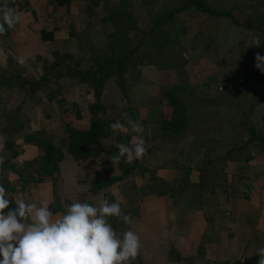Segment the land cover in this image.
<instances>
[{"label":"rangeland","instance_id":"rangeland-1","mask_svg":"<svg viewBox=\"0 0 264 264\" xmlns=\"http://www.w3.org/2000/svg\"><path fill=\"white\" fill-rule=\"evenodd\" d=\"M12 1L15 2V5L11 6L14 12L22 9H28V3L35 2V0ZM47 1L44 0L45 3H47ZM144 1L145 0H141L140 2L138 0H100V6L88 8L87 0H77L78 3L74 5V10L75 12L77 11V13L74 12V14H72L73 17L67 22H60L64 25L59 24L62 29L61 31L63 32L62 41L55 42L54 35L53 39L45 41L47 44L50 43L48 45L51 47L48 50H44V55L29 59L28 57L32 54L29 56L30 52H24L23 46H16V39L13 40L10 36V38L4 42L6 47H13L11 49L17 51L20 56L25 57V62L21 64L18 61V57L20 56L16 55L15 57L7 53V61L5 58V62H9L7 66L9 67V70L11 69V71L0 70V73H16L21 77L34 81H40L45 78L54 79V71L56 68L44 63V60L53 61L51 54H54L55 52H59L62 55L75 53V56H81L82 52L80 53V50L90 48L91 45L95 46L97 49H101L113 32V24L106 19L109 13L105 9L108 2L109 4L110 2H112V4H117L118 2L120 8L117 10L119 12L123 11L126 13H133L137 16V18L141 19V21L144 20L146 23L151 22L152 20L151 16L148 14L151 9H154V12H156L165 7H173L177 3L175 0H146L147 4L146 6H143L142 3L144 4ZM36 2H38V0H36ZM40 2L41 4L44 3L43 1ZM218 4L220 7L225 9H236L235 11L239 20H251L254 24H256L259 20L260 14L264 13L263 7L260 5V0H218ZM190 9L194 10L193 7ZM44 10L43 15L38 17L36 22H34L33 19V24L30 28L32 33L37 34L31 35L26 32V35H28L27 37L25 34H22L26 40H19L22 45H25L24 47L27 51L32 50L30 45H32V48L36 45L37 51H43L42 48L38 50L40 47H38L33 41V38L36 37L42 45L45 44L40 41L41 34L39 31L41 29H45L46 32L55 34L56 29L54 24L57 19H50L53 16L50 18L48 17L49 12L52 10L50 8V4L47 3ZM195 11L191 13L194 15H198V13H200L196 9ZM179 14L180 13H178L177 16ZM28 19L31 18L28 16ZM178 19L174 18L168 23L167 32L174 45L176 43L177 49L179 47L182 58L179 60L176 59L175 56L173 58L170 55L166 57V63L170 69L166 72L164 71L166 73L165 76L161 74V77H158V82H155L156 86L151 84L148 86L147 84L140 82L141 79L139 78L140 75L138 70L147 65L141 67L129 66L127 68V75L125 79V83L129 89H121L117 85L119 89L117 90L115 96L111 95V84H115V80L110 79L107 81L102 89V98L100 102L101 104L103 103L107 105V114L115 117L118 114L117 111L119 110V107L123 106L119 104L124 103L127 99V95L130 98V96H132L131 88L133 86H137L139 88L137 94H145L147 99L150 98L149 101L147 99L144 101L147 102V106L143 110L144 113H146L145 111L147 110V117L145 120L152 122L153 117H158L161 114L169 116L170 107L166 104V100L161 92V89H158H164V87L175 85L182 86L185 90L181 99L185 101L189 117H198L196 121L197 128L195 130H197L201 135L198 136V138L208 152L210 151V145L206 144V141L208 140L212 139L218 143L213 147H215L217 152H219L222 148L224 150L223 146L239 145V143L244 142L249 138L245 134V128L239 124V122L242 124H245V122L241 121L243 120L241 117L242 113L238 114V111H244V113L248 115L249 122L254 127L255 131L261 134V130L264 131V103L259 104L258 100L263 98V92L260 94L254 90L257 88H264V73H261L255 68V55L256 53L264 55V49H259V51H257L258 47L248 46L245 42L249 41L254 36L257 37V34L255 35L252 30L231 23L230 20L223 19L224 31L220 36L212 38L210 35H205L200 32L197 33L196 26L198 28L199 24L194 25V20L186 19V21L189 22L186 27L185 25H182V23H176ZM9 30L10 29H8V32ZM188 38L192 39L191 43H193V45L190 46L185 41L188 40ZM167 46L168 44L161 41L156 43V46L150 49L154 52H157L158 50L160 53L165 52L167 54L174 55L176 49L172 48V52L168 50ZM67 47H74V49L72 52H66L64 50H66ZM201 48H203L202 51ZM93 56H96V54H88L86 58L91 59ZM181 60H183V62H181ZM88 64L92 63L87 62L85 65ZM48 65L51 66L53 70L49 69ZM74 82L75 81L73 80L68 81L65 79V81H61L63 86L60 90H56L53 85H49L33 97L28 95L23 96L19 87H16L11 91L3 86H0V114L3 111L5 112L6 110H10L12 113H3L4 116L2 115L3 117H7L8 115H12L15 112L14 110L20 112L18 114L20 117H16L15 119L12 118L14 120L10 124V131L12 130L10 138L18 140L19 135H21L25 129H28L29 133L40 129L42 130V133L47 136L46 133L50 132L53 128L52 134L55 136L59 132H63L66 124L68 123H71L73 127H82L85 123H82L81 125L77 120L78 116L75 112V106H78V104L75 102L76 99H78L83 102L82 106L84 108H86V105L89 107L87 99L89 96L86 94V90H88L89 87L86 84H80L82 87H87H84L85 90L84 88L80 90L79 98H76V94L78 92H71V89L74 88L71 85ZM52 91H60L56 99V102L59 105L58 107H53L55 112L57 111L56 113H51L48 110V104V111H45V107L42 105L43 100L46 101V96ZM93 96L94 95L90 96L92 101L94 98ZM152 98H154L155 104H151L152 102L150 100H152ZM227 103L231 106H227ZM41 105L44 109L39 110L36 108H39ZM124 106L126 107L122 111L121 116H124L126 119H133V116L129 111L132 110L131 112L134 114L133 110L135 111V107L127 105ZM148 112L152 113L149 115ZM133 120L137 122V117ZM219 121H222L221 123H223L221 125L224 130V134L231 135L229 144H222L220 141L222 140V137L218 135L215 127V122L219 123ZM55 123L56 126H58L56 129L54 127ZM151 125L152 124H148L143 127L145 130L151 131ZM123 130L125 132H129L131 129L126 123ZM52 134L49 137L52 138ZM149 136L151 137L150 132ZM56 138L58 139V137H54L52 142L58 144L59 140H56ZM149 138L145 140V146L148 148L152 144L155 148L146 149V152L139 161L142 166L148 170L144 173L148 177V184L146 186H152L156 191L165 190V185L162 182L160 183V180L158 181V171L162 178H165L161 179L165 180L164 182H170V180L173 182V180L175 181L182 177H187V179L189 178L194 182L198 180L200 173L197 170L200 167L201 160L207 154L205 149L195 147L194 144H190V142L183 138V136L178 135L176 138L171 137L173 138L171 139L173 142L171 140H167L168 138L166 136L158 139V143H155L154 140L151 139L152 137L150 138L151 140H149ZM6 140V133L3 130H0V146H4ZM12 141L14 142V140ZM261 151L264 154V144L261 147ZM21 155V158H23L24 161H27L29 159L32 160L34 157H36V159L39 158L40 152L38 154H30L29 152L24 154L22 152ZM163 166L164 170L162 168ZM163 171H165V174ZM135 172H138L137 169L131 172V174ZM130 175L124 180L127 182L129 187L132 186L131 188L135 189L133 181L129 180ZM238 180L240 181V179ZM139 182L140 181L137 180L135 183ZM225 185L226 184H222V187ZM143 188H145V186ZM143 190L142 188L140 189V191ZM173 196L175 201H179L180 198H182L180 195H177V193Z\"/></svg>","mask_w":264,"mask_h":264},{"label":"crops","instance_id":"crops-1","mask_svg":"<svg viewBox=\"0 0 264 264\" xmlns=\"http://www.w3.org/2000/svg\"><path fill=\"white\" fill-rule=\"evenodd\" d=\"M40 1L44 2V0H38V2L35 0L34 3H28V9H17L18 11H15V13L20 17L19 23L11 28L9 32L7 31L8 35L6 37L0 35L1 71H11L7 66L9 62H5L7 53L15 57L16 55L20 56L17 51L11 49L13 47H6L4 42L10 36L11 39H16V46L19 47L21 45L24 52H30L29 56L32 54L28 57L29 59L42 56L45 49H50L51 46L48 45L50 43L47 44L40 38V41L46 44L42 45L34 36L31 37H34V43L40 47L38 50L42 48L43 51H37L36 45L33 48L30 45L32 50L27 51L24 47L25 45H22L19 41L26 40L22 36V34H25L27 37L26 32L31 35L37 34L32 33L30 28L33 24V19L36 22L38 17L43 15L47 3L50 4L52 9L48 17L53 16L50 19H57L54 24L56 31L55 34L53 33L55 42L62 41L63 32L59 24L64 25L60 22H67L73 17L72 14L75 12L74 5L78 3L77 0L71 1L68 11L64 7L55 8L53 0H46L47 3L44 2L43 4ZM138 1L140 2L141 0ZM194 11L195 9H187L178 16L176 15L175 19L180 17L176 23H182V25L186 26L189 24L186 19L194 20V25L199 24L198 28L196 26L197 33L210 35L212 38L222 34L224 31L223 19L203 13L194 15L191 13ZM28 16L31 19H28ZM42 30L45 29H41L39 32ZM185 41L188 45H193L191 43L192 39L188 38ZM73 49L74 47H67L64 51L72 52ZM202 50L203 48H201ZM138 71L140 82L148 86L150 84L155 85V82H158V77H161L162 74L154 66H144ZM111 85V95L115 96L119 87L116 83ZM84 87L82 85L74 87L71 92H78L76 98H79V91ZM138 90L137 86L131 88L132 96L129 98L127 95L124 103L119 104L123 106L119 107L115 118L122 121L125 119L124 116H121L122 111L126 107L124 105L134 106L138 116L137 123L140 127L138 131L130 130L129 133L133 137L142 135L146 140L150 137V131L145 130L143 127L147 117V110L145 111L146 113L143 111L147 106V102H144L147 98L145 94H137ZM86 91L89 96L87 98L89 106L92 93L89 89ZM80 102V100L76 99L75 103L78 104L80 110L77 120L81 125L85 123L82 127H87L89 126L91 115L87 105L84 108L82 106L83 102L81 104ZM42 105L45 107V111L49 110L51 113H56L57 111L55 112L53 107H58L59 104L56 101L48 103V101L43 100ZM42 105L39 108L34 107L42 110L44 109ZM110 107L113 108L112 106ZM14 111L17 115L16 117H20L18 116L20 112ZM3 113L10 114L12 112L10 110L1 112L0 121L6 118V116L3 117ZM54 125L55 129L56 127L58 128L56 123ZM38 131L42 132L40 129ZM25 132H28V129L23 131V133ZM48 133H46L47 136H51L53 128ZM59 133L55 136L52 134V138H61L64 131ZM22 134L19 135L18 140L13 139L15 142L14 149L18 153L15 169L13 171H5L2 173V178L0 177V184L8 185L11 190L8 192L9 198L12 197L13 201L23 198L37 203L46 202L54 214L62 213L67 204L76 201L96 205L103 199H108L110 202H119L122 212L130 215L131 223L126 224L122 219L116 217H109V222L119 235L122 236L124 231L131 230L139 237L140 247L138 255L131 260L130 264H249L257 256V250L264 247V154L261 151V147L255 145V143H250L247 146L246 154L248 160L227 162L225 171L229 175L227 178L229 180H227L225 186H221L211 192L207 191L191 202L180 197L179 201H175L174 196L171 197L169 194L148 193L145 189L143 190V187L148 184V177L146 174L138 172L131 174L129 177V180L133 181L135 189H132V186L129 187L127 182L123 180L113 183L99 193L93 194L91 188L95 183L96 173L105 167L103 166V158H97L90 163L77 162L66 152H64V159L59 163V174L54 177V182L44 180L39 183L32 182L29 185H25L21 175L24 171V165L35 160L36 157L32 158V160L24 161L21 158V154L22 152L24 154L26 152L38 154L39 151L27 146L22 140ZM259 135L263 137L264 131L261 130ZM150 138L149 140H151ZM58 139L56 138V140ZM148 148L154 149L155 146L151 144ZM148 148L146 146V149ZM5 150V145L0 146V154L5 153ZM162 168L164 170V166ZM163 172L165 174V171ZM157 175L159 178L165 179L162 178L159 171ZM137 180L140 182L135 183ZM141 188L143 191H140Z\"/></svg>","mask_w":264,"mask_h":264},{"label":"trees","instance_id":"trees-1","mask_svg":"<svg viewBox=\"0 0 264 264\" xmlns=\"http://www.w3.org/2000/svg\"><path fill=\"white\" fill-rule=\"evenodd\" d=\"M72 0H53L55 8H62L66 11L69 10ZM177 3L173 7H165L154 12V9L149 11L151 16V22L146 23L144 20L137 18L133 13L119 12V3L112 4L108 2L106 11L108 13L107 21L109 20L113 24V32L109 36L106 44L97 49L91 45L90 48L80 50L81 56H75L68 53L65 55L55 52L51 54L53 61L44 60L45 64H49L56 68L54 71V79H41L40 81L29 80L19 76L16 73L7 72L5 74L0 73V86L6 89L13 90L19 87L23 96H34L37 93L43 91V89L49 85H53L56 90H60L63 86L61 81H75L71 86L76 87L80 84H86L89 87L93 97V101L89 103L88 110L91 115L89 126L87 127H73L71 123L66 124L63 137L59 138V143H53V138L45 136L42 132H25L22 134V140L27 146H31L40 152L39 158L27 162L24 165V171L21 173L25 185H29L34 182L55 181L54 177L59 174V163L64 159V152L70 155L77 162H90L97 158H103L104 169L98 171L95 176V183L93 184L91 191L93 194L99 193L104 188L109 187L115 182L123 181L137 169L140 174H144L148 170L142 166L140 159H133L128 162L126 157L118 156V143L131 144L133 135L129 132L122 130L120 133H113L110 128V124L115 123L117 120L114 116L107 114V105L101 104L102 89L107 81L114 79L115 83L121 89H129L125 83L127 68L129 66L141 67L144 65L154 66L159 69L162 75L165 76V72L169 70V66L166 63V57L168 55L176 59H181V51L174 45L167 32L168 23L178 14L186 11L187 9L194 8L200 13L230 20L231 23L247 28L254 31L255 35L261 40H264V13L260 14V18L256 24L251 20L241 21L238 19L236 9H225L220 7L218 0H175ZM4 0H0V4H3ZM142 3V2H141ZM9 7L15 5L12 0H7ZM146 0L143 6H146ZM112 5V6H111ZM260 5L264 10V0H260ZM100 6V0H87L88 8H95ZM262 15V16H261ZM8 31V30H7ZM7 31L0 34L6 37ZM41 39L43 41L53 39V34L42 30L40 32ZM164 41L168 44V50L172 51L175 48L174 55L167 54L165 52L160 53L152 51L151 49L156 46V43ZM178 46V45H177ZM151 48V49H150ZM259 49H264V44ZM97 52V53H95ZM173 52V51H172ZM88 54H96L91 59L86 58ZM87 62L92 64L85 65ZM183 62V60H181ZM48 65L49 69L53 68ZM165 71V72H164ZM125 83V84H124ZM165 97L166 104L170 107V114L166 116L161 114L155 118L152 122L145 120V125H151V139L155 143H158V139L166 136L171 140L178 136H183L190 144H194L195 147L205 149L202 142L198 138L201 136L197 130V118H190L187 112L185 101L181 99V96L185 92L182 86L170 85L167 87L159 88ZM163 90V91H162ZM260 94L263 92V98L258 100V103H264V88H257L254 90ZM60 91H52L46 96V101H56L58 93ZM150 98L147 100L149 101ZM155 104L154 98L150 100ZM227 106H231L227 103ZM76 107V114L79 117L80 112L78 106ZM132 111V110H131ZM133 119L138 118L136 111L131 112ZM66 112V111H65ZM149 115L152 112H148ZM241 114L243 122L241 124L245 128V134L249 140L239 143V145H226L223 146L221 151L217 152L215 144L216 141L208 140L206 144L210 145V151H205L207 154L201 160L200 167L197 170L200 176L197 181H191L187 177L178 178L177 180H170V182H164L165 190L156 191L152 186H146L145 189L148 193H157L160 195L169 194L173 197L174 194L180 195L191 202L200 197L201 194L209 191H213L226 184L227 174L225 173V167L227 162L245 161L248 160L246 154V148L250 143L262 147L264 144V137L259 135L255 131L254 127L249 122V117L244 111L237 112ZM16 113L8 115L6 119L0 121V130L6 133V150L5 153L0 154V177L5 171H13L16 167V159L18 153L15 151V144L12 141L10 124L16 118ZM14 118V119H12ZM132 119V120H133ZM236 120V119H233ZM127 119L120 121L126 124ZM215 122V127L218 135L222 137V144H229L231 135L224 134L222 128L223 123ZM237 124V123H236ZM21 127V126H20ZM200 127V126H199ZM19 128V127H18ZM220 133V134H219ZM173 137V138H171ZM172 141V140H171ZM173 142V141H172ZM159 145V144H157ZM210 153V154H209ZM172 174V172H171ZM174 179V178H173ZM172 183V185H171ZM10 192L8 185L2 183ZM9 196V195H8ZM12 199V197H10ZM13 200V199H12ZM14 206V205H13ZM259 256H255L251 263L258 264ZM231 264V263H226Z\"/></svg>","mask_w":264,"mask_h":264},{"label":"clouds","instance_id":"clouds-1","mask_svg":"<svg viewBox=\"0 0 264 264\" xmlns=\"http://www.w3.org/2000/svg\"><path fill=\"white\" fill-rule=\"evenodd\" d=\"M20 17L8 6L0 4V34L19 23ZM248 46L261 47L264 40L252 37ZM19 63L25 57H18ZM255 68L264 73V55L256 53ZM127 126L138 131L140 125L127 119ZM113 133H120L125 124H110ZM142 135L133 137L129 144L118 143V156L128 162L140 159L146 152ZM14 205V206H13ZM109 217L121 218L130 224V215L124 214L119 202L108 199L98 205L72 202L64 211L54 214L46 202L13 201L7 189L0 184V264H130L138 255L139 237L131 231L117 233ZM258 264H264V247L257 250Z\"/></svg>","mask_w":264,"mask_h":264}]
</instances>
